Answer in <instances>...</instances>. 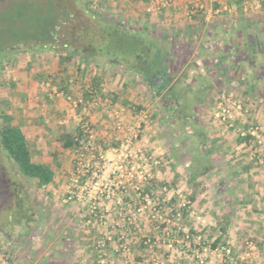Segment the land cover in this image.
<instances>
[{
	"label": "rangeland",
	"instance_id": "rangeland-1",
	"mask_svg": "<svg viewBox=\"0 0 264 264\" xmlns=\"http://www.w3.org/2000/svg\"><path fill=\"white\" fill-rule=\"evenodd\" d=\"M17 1L0 3V128L21 126L33 160L51 165L67 179L66 188L60 189L64 202L55 205L56 210L78 204L82 220L94 225L86 236L99 260L103 254L104 264H206L208 257L198 262L199 247L181 235V231L196 229L199 221L207 224L205 217L196 214L192 201L198 188L191 171L211 158L220 166L230 155L264 164V145L241 135L242 130L259 125L264 138V81L253 73L244 75L245 84L240 77L221 81L218 74L215 79L196 74L190 86L182 84L194 64L210 56L208 48L230 38L231 29L246 24L250 32L257 24L262 29L264 0H32L35 6L53 2L61 9L50 43L23 40L40 36L43 28L30 30L18 21L17 10L8 9ZM53 13L46 15L54 23ZM115 23L126 30L107 27L116 28ZM91 43L96 46L95 58L87 61L76 55L63 61L75 48L88 54ZM182 72L184 79L172 92L180 104L172 115L147 77L155 79L165 73L171 80ZM59 101L63 104L55 113ZM85 125L105 152L126 137L128 128L140 126L137 155L132 152L130 165L124 164L110 190L115 197L67 198L92 176L87 166L92 158L88 152L81 156L82 148H65L62 134L77 135L82 130L85 139ZM241 144L244 147L237 149ZM131 166L134 170L129 174L126 168ZM15 169L0 147L3 216L10 212L6 210L7 180L16 174ZM153 180L157 182L147 201L139 192ZM163 182L170 186L161 187ZM129 205L142 208L135 219L127 211ZM168 240L172 247L167 246ZM205 240L202 251L208 256L211 242L208 237ZM99 241H104L103 247Z\"/></svg>",
	"mask_w": 264,
	"mask_h": 264
},
{
	"label": "crops",
	"instance_id": "crops-1",
	"mask_svg": "<svg viewBox=\"0 0 264 264\" xmlns=\"http://www.w3.org/2000/svg\"><path fill=\"white\" fill-rule=\"evenodd\" d=\"M62 104L59 101L55 113ZM240 147L244 144L236 148ZM213 159L208 160L209 171L194 181L196 214L207 219L206 225L199 221L196 229L211 242L206 264H244L245 259L249 264H264V164L244 155L227 156L220 166ZM15 170L7 180L10 212L3 216L0 210V247L11 264H100L86 236L94 225L82 220L78 204L55 208L64 202L61 193L67 179L55 174L51 183L41 187ZM249 240L257 244L250 254ZM222 247H229L231 253Z\"/></svg>",
	"mask_w": 264,
	"mask_h": 264
},
{
	"label": "trees",
	"instance_id": "trees-1",
	"mask_svg": "<svg viewBox=\"0 0 264 264\" xmlns=\"http://www.w3.org/2000/svg\"><path fill=\"white\" fill-rule=\"evenodd\" d=\"M32 1L24 0L20 2V5H17L13 7V10H17V16L18 21L25 22L27 29H36L41 27L43 28V31L41 32L40 36H29V38L23 39L25 42H43V43H50L54 38V28L57 24V19L60 17V8H55L53 5V2H50L49 5H33ZM233 7V6H232ZM56 11V12H55ZM56 14L55 22L47 21V14L51 13ZM53 13V14H54ZM21 23V22H20ZM43 23V24H42ZM116 24V28H112L111 25H107V27L111 31H121L124 32L126 28L121 27L120 25ZM106 30V29H104ZM20 41V39H18ZM94 43H91L87 48L86 51L88 54H81L79 50L72 49L71 53L66 54L63 56V61L68 60L70 58L75 57L76 55H80L83 60L87 59V61H90L91 59L95 58L96 56V50L93 45ZM87 97H89V94H86ZM62 139L64 141V147L65 148H71V147H77L82 148V141L84 139V134L82 130H79L77 135H72L67 133L62 134ZM0 147L3 151L7 153V155L11 158V160L15 163L17 166L18 171L28 177L36 181L41 187L48 185L51 183L55 177V171L53 168H51L49 165L44 164L42 162L34 161L32 156V151L29 147V140L28 136L25 132V130L21 126L17 125H4L0 128ZM207 149V148H206ZM205 156L209 157L210 150L209 148L205 150ZM200 168L198 170L191 171L192 172V178L196 179L199 175L207 173L210 169L208 162L201 163ZM201 169V170H200ZM157 181H151L147 185L143 186L141 192L153 194V183H156ZM170 186L166 182H163L161 184V187H167ZM195 201V197H193V200ZM175 202V201H174ZM175 206H173V210L175 211ZM187 211V208L184 206L182 208V211ZM165 226V224H164ZM189 234L191 235H199L203 234L202 231L198 229H190ZM181 235L185 236L187 233L185 231H181ZM207 242V241H206ZM216 244H214L215 246ZM146 247V246H144ZM216 247V246H215Z\"/></svg>",
	"mask_w": 264,
	"mask_h": 264
},
{
	"label": "built area",
	"instance_id": "built-area-1",
	"mask_svg": "<svg viewBox=\"0 0 264 264\" xmlns=\"http://www.w3.org/2000/svg\"><path fill=\"white\" fill-rule=\"evenodd\" d=\"M204 5L202 4L201 8H203ZM119 128H121L120 122L117 124ZM85 131L87 132V136L82 141V152L81 156H84L86 152H88L91 156V163L87 166H90L92 168V176L88 178L86 181H84V184L81 186L78 192L75 190L70 191L71 193L67 197L68 200H72L74 198H77L79 200H82V198H88V199H103V198H111L115 197L116 193H110L111 189L113 188V183L116 179V175L120 172L124 171L125 163L130 165V157L133 156V153L136 148V140L139 137V131L140 126L138 128H128V133H126V137L122 139L121 142L117 145L110 146L107 148V152L104 151V149L101 147V145H98L94 142L95 140V133L90 128V126L85 125ZM260 126L259 125H252L247 130H242L241 135L244 138H255L256 142L259 144L260 147L264 145V138L260 134ZM135 155H137L135 151ZM85 167V166H84ZM82 168V167H81ZM129 170V174L133 173L134 167L131 166L130 168H126ZM133 176V175H132ZM132 176H130V179H132ZM75 180V179H74ZM77 180H75L76 182ZM73 187L76 188L77 184H73ZM135 187L136 184H135ZM138 189H140L138 187ZM139 195L147 200H151V196L149 193L139 192ZM119 202V201H118ZM185 205V203H184ZM94 209H96V206H93ZM107 211H109V208L106 207ZM134 209V210H133ZM131 208V205L128 206L127 211L131 213L132 211V217L135 219L137 212H140L142 208L136 209V207ZM128 220L131 221V216H127ZM125 220V219H124ZM186 239H191V241H194V245L196 247H199L198 250L195 252L196 260L200 263H204L207 259L205 254L203 253V249L206 247V240L205 237L202 234L199 235H191L187 233L185 235ZM191 237V238H190ZM148 241H151L150 239ZM99 246H104V241H99ZM121 247H126V245L121 244ZM167 246L172 247L173 243L171 240H168ZM205 246V247H204ZM222 249L227 252V254L231 253V250L229 247H222ZM257 250V244L253 241H248V254L255 252ZM101 260L100 262L102 264L105 263V259L103 258V254L100 255ZM0 264H11L7 253L5 250L0 247ZM228 264H235L233 261H229ZM244 264H249L247 260L245 259Z\"/></svg>",
	"mask_w": 264,
	"mask_h": 264
},
{
	"label": "flooded vegetation",
	"instance_id": "flooded-vegetation-1",
	"mask_svg": "<svg viewBox=\"0 0 264 264\" xmlns=\"http://www.w3.org/2000/svg\"><path fill=\"white\" fill-rule=\"evenodd\" d=\"M4 1L0 0V3ZM21 1H17L13 6L9 4L8 9L20 5ZM253 29L254 31L250 32L248 24L242 25L240 28L231 29L229 32L234 34V37L230 33L228 40L226 38L221 39L220 44L222 43L223 46H219V44L208 48V52L211 53L210 56L201 60L198 65L194 64V70L191 74L193 77L190 76L188 80L184 79L185 75L183 72L178 77H171V80H167L165 73L155 79L147 77L152 83L155 93L162 97L158 99L163 102L164 108L174 115L176 106L178 107L180 104V99L176 98L172 92L181 78L184 79V84H182L184 87L190 86L191 81L194 83L196 74L202 77L213 76V79L218 74V78L221 81L223 79L236 80V78L240 77V82L245 84L242 80L244 75L246 77V74L250 75V73H253L256 78L264 81V24L262 29L258 24ZM223 40H225V43H223ZM239 48H242L243 52L240 53ZM181 70L184 71V68Z\"/></svg>",
	"mask_w": 264,
	"mask_h": 264
}]
</instances>
